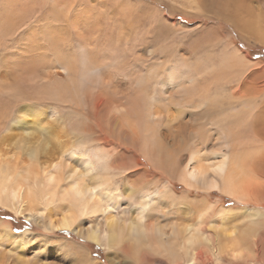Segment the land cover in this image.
Segmentation results:
<instances>
[{"label": "rangeland", "instance_id": "1", "mask_svg": "<svg viewBox=\"0 0 264 264\" xmlns=\"http://www.w3.org/2000/svg\"><path fill=\"white\" fill-rule=\"evenodd\" d=\"M212 1L223 3L226 0H0V76L3 72L8 75V79H0V112L3 120L10 124L22 116L19 113L24 104L60 107L68 133L75 137L79 133L95 135L90 130L94 119L84 108L85 96L101 94L100 98L107 99L110 107H127L132 112L129 124L138 128L143 137L142 145L150 149L140 150V165L134 167L129 156L131 145L118 134L106 132L109 139L105 146L92 143L81 149L95 160V172L114 170L100 159L109 154L110 148L118 158L113 162L118 193L123 194L129 188L145 191L151 203H155L161 202L155 194L156 187L174 189L176 195L169 196L167 190L166 197L172 213L170 219L159 217L162 214L157 213L149 223L157 220L161 224L180 225L194 219L197 232L203 238H213L212 244L203 242L207 246L204 261L185 259L186 263L178 264H264V198L258 204L255 200L241 202L221 191L206 193L197 185L187 186L179 179L187 166L201 170L207 165L219 164L223 152L232 160V168H236L238 162L248 171H253V163H258L257 169H261L259 161L264 154V141L252 135L251 124L259 121L254 118L255 105L244 108L241 115L234 113L236 110L215 115L207 123L194 119L202 111L197 103L200 95L195 94L199 87L203 86L204 93L210 89L208 96H204L217 105L231 100V88L237 86L242 76L259 74V70L264 69V0H245L251 11L246 21L253 22L254 26L252 32L246 33L236 31L231 23L217 18L218 10L209 12L207 8L210 9ZM88 60L101 68L104 80L112 76L113 84L109 85H113L114 90L117 87L118 98L105 88L107 86L85 74L90 72L85 68ZM61 67L69 71L68 75ZM46 72L50 75L49 81ZM14 74L22 76L24 81L18 95L13 91L17 87L11 83ZM88 79L90 84H82V80ZM263 81L264 77L257 75L252 85L258 86ZM182 92L183 97L187 94L193 97V104L181 102L178 96ZM261 123L264 126V117ZM242 125L247 127L246 131ZM113 136L118 138L113 140ZM117 142L122 143L121 148L115 145ZM12 147L7 149L10 154ZM149 151L156 154V166L144 154ZM121 153L124 155L116 156ZM174 153L180 154L176 157ZM65 162L66 166L76 164L68 158ZM123 167H133L140 172L129 173L132 170ZM18 170L21 176L34 178L20 167ZM64 171L65 168L61 173L59 195L48 207L49 212L55 214L61 207L68 206L64 190L68 189L69 182L64 180ZM144 172H148L151 179L147 180ZM40 175L35 180L41 191L47 181ZM244 177L251 181L252 187L259 183L255 173L244 174ZM126 200L125 196L120 199L121 203ZM8 202L0 204V264H72L73 257L66 251V243L77 246L79 254L85 249L98 264H136L129 255L104 248V241L102 245L90 243L74 230H47L39 221L28 218L31 209L41 210L40 205L25 200L8 199ZM100 218L103 221V216L87 217L86 221L94 225L101 222ZM5 223L10 224L12 236L2 232ZM231 230L236 233L232 234ZM227 233L237 234L236 239L242 238L236 250H225L230 246ZM213 251L221 254L213 255ZM150 256L156 260L143 264H169L164 258ZM75 264L79 263L75 261Z\"/></svg>", "mask_w": 264, "mask_h": 264}, {"label": "bare ground", "instance_id": "2", "mask_svg": "<svg viewBox=\"0 0 264 264\" xmlns=\"http://www.w3.org/2000/svg\"><path fill=\"white\" fill-rule=\"evenodd\" d=\"M213 9L214 11H219V16L216 15L218 16L217 18L231 23L236 31L246 33L254 30L253 22L246 21L248 17H251V11L245 4V0H226L223 3L213 2V4H210V9L207 8V10L212 12ZM85 68L90 71L85 74L91 75V78L94 77L99 84L107 86L105 88L112 90L114 93L113 95L118 98L119 93L117 87L116 90H114V86L109 85V83L113 82L111 79L112 76L108 79L105 78L106 80H104L101 68L91 60L85 62ZM61 70L65 75H68L69 71L66 68L61 67ZM259 71V74L254 72L251 75L248 74L242 76V78L236 83L237 86L231 88V100L222 101L217 105L210 103L209 97L204 96H208L211 92L210 89H206V93H204L205 89L203 86L202 88L199 87V92L195 94L200 95L197 103H199V107L202 111L196 114L194 119L198 122L204 123L205 121V123H207V121L215 115H221L228 111L235 110L236 112L234 113L239 112V115H241L244 108L255 105L256 111L254 113V118H258L259 121L254 125L253 123L251 124L252 135L256 139L264 141V126H262L261 123V119L264 117V81L258 86L252 85V80L255 79L257 75L260 76L261 74V76L264 77V69ZM46 77L47 81H49L50 75L48 74ZM3 78L8 79L7 72H3V76H0L2 81ZM14 79L16 81L15 83ZM11 83L15 85V88L17 87L13 90L17 94L18 91H21L24 81L22 76L14 74L13 78H11ZM84 83L88 85L91 81L88 79L83 82L82 80V84ZM12 84L10 85L11 87ZM203 84H206V81H204ZM188 95L189 94L183 97L182 92L178 97L181 99V102L185 101L186 103H192L194 99L191 95H189L188 98ZM100 96L101 94H96V97L92 95L84 97L87 107L84 108L85 110L87 109V112H89L90 116L94 119L93 125H90V130L92 133L95 132V135H88L84 131L86 133L85 136L82 135V133H79V135H76L75 137L71 136L68 133V124L64 121V118L60 113V107L46 108L24 104L19 113L22 116H19V119L11 121L10 124H8L5 119L3 120L0 112V120L2 122L0 123V204L7 205V203L9 204L8 199H11L13 201L21 200L23 202L25 200L27 203L40 205V207L42 206L41 210L36 208L31 209L28 212V218L39 221L47 230H74L90 243L103 244L104 241V248H111L118 253L129 255L136 264H143L144 261H148L149 263V260H156L150 256L152 254H154V257L164 258L169 264H178L180 262L186 263V261H184L185 259L194 262L204 261L207 256V246L204 245L203 242L212 244L213 238H203L196 230L197 226L194 219L190 220V218L188 219L190 220L189 222L180 225L170 222L161 224L157 220L153 223H149V219H151L153 215L157 216V213L162 214L159 217L164 216L165 218L170 219L169 216L172 213H170L169 210V203H166V197H168V195L172 197L175 196L176 192H174V189L169 190L165 186L162 188L156 187L155 194L158 195L161 202L155 203H151L148 193L140 190L135 191V189L129 188L131 186L128 187L129 189H127L126 192L120 194L118 193V187L114 185V177H116V174L113 162H115L114 159H118L115 157V152L109 148L107 151L110 155L102 154L104 157H100L102 161L107 163L109 168L114 169L106 170L102 173H99L98 171L95 172L96 167L93 157L89 153H82L81 149L88 144L96 143L99 146H105V142L109 139L106 132H109V134L114 133V135L118 134L123 140L131 145L132 150L129 156L132 159L131 165H135L134 167L140 165V150L143 152V149L145 151L148 148L150 149V147L147 148V146L144 147L142 145L143 137L139 135L138 128H133L129 124L130 120L128 119L132 112H130L127 107L118 105L110 107L111 105L109 101L107 99H101ZM190 97H192V99ZM238 108L240 109L238 110ZM26 117H28V119H26ZM105 126L107 131L105 130ZM242 126L243 130L246 131L247 127L244 125ZM200 130L204 129L201 128ZM183 137L181 138V142L183 141ZM117 138L118 136H113L111 139L115 140ZM199 138L201 139V136H199ZM177 139H179V137ZM179 142L177 141V143ZM163 143L165 144L166 142ZM172 143H174V140ZM121 144L122 143L120 142L115 143L118 148L122 147ZM177 145L178 144L174 146L176 147ZM11 146H13V152L10 154L7 149ZM174 146L173 148H175ZM155 150L157 151L156 147ZM262 150L264 153V147ZM21 151L22 154L20 153ZM144 154L146 155L147 160L155 165L157 158L154 156L156 154L151 151L144 152ZM179 154H175L176 157H178ZM258 154L257 156H259ZM117 155H124V153L116 154V156ZM66 158L74 160L76 164L73 163L66 166ZM221 158L222 160L219 164L207 165L201 170L195 169V167L188 168L187 166L179 176L180 181L190 187L197 185L206 193L215 192L216 190L221 191L225 193V195L228 194L229 196H233L241 202H249L251 200H255L256 203L263 202L264 154L259 161L261 169H257L258 163H253V171H248L243 163L239 164L238 162H236V168H232L233 162L225 152L221 153ZM125 164L127 165V163ZM18 167L22 169V172L34 175V178H31L32 176L28 175L25 177L21 176L19 170L18 172L16 171ZM63 168H65L63 176L64 180L69 182L68 189L64 190V196H66L64 199H69L67 201L68 206L61 207L58 212L56 209L54 212L57 213L55 214L52 211L49 212L48 207L52 205L53 200L56 199L55 196L59 195ZM119 169L121 170V168ZM123 169L132 170L129 173L140 172L134 170L133 167L132 169L129 167H123ZM129 170H127V173ZM249 173H255L259 179V183H257L256 186L253 184L254 187L251 186V181L249 182L245 180L244 174L247 176ZM38 174L43 175L44 181H47L41 191L37 188L38 183L35 180ZM143 176H145L147 180L151 179L148 172H144ZM257 189L261 191H258ZM167 190H169L168 195ZM127 194H129V197ZM123 195L128 200L121 203L120 199L124 197ZM131 211L133 212L131 213ZM54 216H56V218H54ZM98 216H103V221L100 218L102 223L98 222L94 225L87 224V217L97 219ZM196 220L197 218L195 221ZM4 226L6 228L3 229L2 232L12 236L10 234V231L12 230L10 224L5 223ZM231 229L234 230L233 228ZM237 229L238 228L235 230ZM234 232H232V234H234ZM232 234L227 235L226 239L230 246L225 248L226 251L238 247L240 240L242 239L241 237L236 239L237 234L235 236ZM66 244V251L69 253V256L73 257L72 264H75V261L79 264H98L97 261L92 258L91 253L86 252L85 249H82L83 252L79 254L77 253V246L69 243ZM243 244L245 245V243ZM255 246H258V244H255ZM213 247L215 248V246ZM258 249L256 248V250ZM212 253L213 255L221 254L218 251H213ZM112 264H115V262H112Z\"/></svg>", "mask_w": 264, "mask_h": 264}, {"label": "trees", "instance_id": "3", "mask_svg": "<svg viewBox=\"0 0 264 264\" xmlns=\"http://www.w3.org/2000/svg\"><path fill=\"white\" fill-rule=\"evenodd\" d=\"M263 53V52H262ZM259 55H257L256 57H258Z\"/></svg>", "mask_w": 264, "mask_h": 264}]
</instances>
